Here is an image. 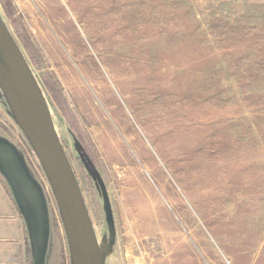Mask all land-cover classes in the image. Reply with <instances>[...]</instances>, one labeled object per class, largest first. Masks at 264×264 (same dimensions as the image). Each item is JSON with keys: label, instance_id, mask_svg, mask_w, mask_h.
<instances>
[{"label": "rangeland", "instance_id": "rangeland-1", "mask_svg": "<svg viewBox=\"0 0 264 264\" xmlns=\"http://www.w3.org/2000/svg\"><path fill=\"white\" fill-rule=\"evenodd\" d=\"M0 14L44 93L103 264H264V0H0ZM0 139L42 192L46 264H72L1 86Z\"/></svg>", "mask_w": 264, "mask_h": 264}, {"label": "water", "instance_id": "water-1", "mask_svg": "<svg viewBox=\"0 0 264 264\" xmlns=\"http://www.w3.org/2000/svg\"><path fill=\"white\" fill-rule=\"evenodd\" d=\"M0 86L55 194L72 264H103L79 181L46 113L44 93L0 14ZM0 173L29 232L32 264H46L47 212L42 192L13 148L0 139Z\"/></svg>", "mask_w": 264, "mask_h": 264}, {"label": "crops", "instance_id": "crops-1", "mask_svg": "<svg viewBox=\"0 0 264 264\" xmlns=\"http://www.w3.org/2000/svg\"><path fill=\"white\" fill-rule=\"evenodd\" d=\"M28 228L0 173V264H32Z\"/></svg>", "mask_w": 264, "mask_h": 264}]
</instances>
